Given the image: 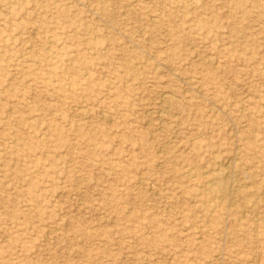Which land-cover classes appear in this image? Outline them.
<instances>
[{"label": "rangeland", "instance_id": "374dc122", "mask_svg": "<svg viewBox=\"0 0 264 264\" xmlns=\"http://www.w3.org/2000/svg\"><path fill=\"white\" fill-rule=\"evenodd\" d=\"M0 264H264V0H0Z\"/></svg>", "mask_w": 264, "mask_h": 264}, {"label": "bare ground", "instance_id": "6f19581e", "mask_svg": "<svg viewBox=\"0 0 264 264\" xmlns=\"http://www.w3.org/2000/svg\"><path fill=\"white\" fill-rule=\"evenodd\" d=\"M164 100H165V102H168V103L170 102V100L166 96H165ZM229 171L230 170H228V172ZM231 175H232V172H231ZM231 175L227 174L224 176V178H222V176H218L217 174H214V173L210 174L209 176L206 175L207 177L203 178V186H204L203 192H205L213 201L215 199V200H218L219 202L224 201L227 198L229 199L230 195L233 193H241L242 185L240 184V182L237 179L233 178ZM223 181L224 182L226 181V183H223ZM244 196H246V195H244Z\"/></svg>", "mask_w": 264, "mask_h": 264}]
</instances>
